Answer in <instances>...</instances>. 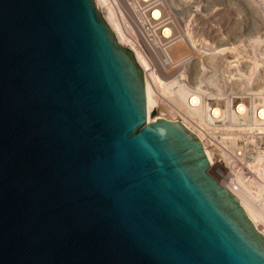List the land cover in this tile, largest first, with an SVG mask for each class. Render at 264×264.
I'll return each mask as SVG.
<instances>
[{"label": "water", "instance_id": "1", "mask_svg": "<svg viewBox=\"0 0 264 264\" xmlns=\"http://www.w3.org/2000/svg\"><path fill=\"white\" fill-rule=\"evenodd\" d=\"M146 116L94 0H0V264H264L200 139Z\"/></svg>", "mask_w": 264, "mask_h": 264}, {"label": "bare ground", "instance_id": "2", "mask_svg": "<svg viewBox=\"0 0 264 264\" xmlns=\"http://www.w3.org/2000/svg\"><path fill=\"white\" fill-rule=\"evenodd\" d=\"M181 1L94 0L117 42L142 69L146 120L158 115L192 131L209 154L217 181L264 235V0H226L228 10L213 21L235 11L242 22L227 21V32H237L224 41L208 37L204 28L196 32L189 23L178 24L172 12ZM184 1H191L188 15L199 11L202 0ZM128 17L145 38L148 26L158 29L150 55L132 36Z\"/></svg>", "mask_w": 264, "mask_h": 264}, {"label": "built area", "instance_id": "3", "mask_svg": "<svg viewBox=\"0 0 264 264\" xmlns=\"http://www.w3.org/2000/svg\"><path fill=\"white\" fill-rule=\"evenodd\" d=\"M183 1V2H182ZM181 1V8L180 7H176L175 10H179L180 12H184V14H186V16L189 18V20L187 21H184V25L185 23H189L190 24V27L196 31V32H201V28H204L203 32L208 36V37H211V38H215L214 36H209L210 32H208L209 29H207V26L208 24H210V22H219V21H213V20H216L215 18H206L208 19L207 20H204L202 24H200L199 26H197V24L193 25L192 23L195 22V20L201 15V13L203 11H206L207 6L208 5H211L214 6V5H227L226 3V0H202L201 1V6L199 7V11H195L193 12L192 15H188V11L190 9V6H191V1L189 2H185L184 0ZM186 3H189V5H184ZM206 7V8H205ZM179 8V9H177ZM174 9V8H173ZM224 8H222L220 11H218V13H220ZM101 12V11H100ZM174 14V18L176 19V21L178 22V24H180L182 27H184V25H182L177 19V14H176V11H173L172 12ZM206 17V16H205ZM129 19V22L132 24L133 26V29H134V33H132V36L138 40V41H141L143 42V45H144V48L145 50L147 51L148 55H150V53H152V50H151V47L149 45V43L151 42L152 38L154 39L156 37V30L158 29H155V27H151V26H148L147 29H145V34H146V38L143 36V34L139 31V29L137 28L136 26V22H134L132 20L131 17H128ZM221 21V20H220ZM227 23V22H226ZM227 28V26H226ZM227 30V29H226ZM220 32H223V30H220ZM216 36V35H215ZM221 40V39H220ZM226 40V39H224ZM223 40V41H224ZM234 60V59H233ZM233 61L231 62V65L233 66Z\"/></svg>", "mask_w": 264, "mask_h": 264}, {"label": "rangeland", "instance_id": "4", "mask_svg": "<svg viewBox=\"0 0 264 264\" xmlns=\"http://www.w3.org/2000/svg\"><path fill=\"white\" fill-rule=\"evenodd\" d=\"M184 5H189V3H186ZM207 8L208 9H206V11H203L201 13V15L195 20V22L192 23L193 25L197 24V26H199L200 24L203 23L204 20L208 21V19H206V18H209V17L217 18L218 17V11H220L222 8H225L228 10L227 5H214L212 7H211V5H208ZM177 9H179V8H177ZM173 11H176L177 18H178L177 20L182 25H184V21L189 20V18L186 16V14H184V12H180L179 10H175V8L173 9ZM227 21H230V22L235 21L238 24V26H240V24L242 22L241 21V15H238V13L235 11H231L227 20L223 19L219 22H212V23L210 22V24H208V26H207V29H209L208 32H210L209 36L216 37L215 40H218V41L220 39H222V41H223L224 39L234 37L236 35L237 29L234 30L233 28H231L229 30V32H227V30H226L227 29L226 28V22ZM220 30H223L222 34H220ZM217 35H219V36H217ZM193 72H194L193 68H191L188 71L189 76H192ZM213 167H214L215 175H217L216 174V168H215V166H213Z\"/></svg>", "mask_w": 264, "mask_h": 264}]
</instances>
